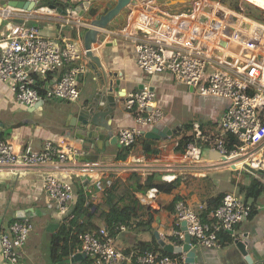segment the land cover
<instances>
[{"label":"built area","instance_id":"built-area-1","mask_svg":"<svg viewBox=\"0 0 264 264\" xmlns=\"http://www.w3.org/2000/svg\"><path fill=\"white\" fill-rule=\"evenodd\" d=\"M168 5L169 0H151L129 7L121 32L127 37L130 33L140 35L135 41L138 68L147 75L169 72L175 82L191 88L195 95L226 100L228 106L219 123L221 134L213 137V149L226 158V164L235 165L238 161L240 165L246 163L252 169L264 170V20L217 0H190L189 11L173 12ZM42 9L54 12L47 6L38 10ZM23 12L11 5L0 8V21H6L5 31L0 30V81L7 83L15 100L26 107L51 98L76 102L79 78L89 71L84 51L70 38L59 36L58 41L43 37L38 27L27 23ZM73 12L63 14L65 23L70 22ZM59 70L61 74L54 77ZM124 105L133 110L136 126L119 129L117 141L129 148L143 127L160 123L163 112L148 86L127 93ZM195 133L197 138L202 137L199 130ZM67 135L46 141L41 152L29 144L17 150L12 142L0 137V168L24 171L37 164L83 156V149ZM223 135L234 137L231 149L227 147L228 137ZM199 152L189 142L184 156L194 159ZM82 172H89V167L85 165ZM163 180L171 182L174 176L164 175ZM107 184L99 183L97 189L103 192ZM42 189L46 206L59 214L60 223L70 227L79 242L63 264H81L82 259L87 264H183V253L141 249L125 254L111 236V232L127 230L123 222L113 221L110 226L102 223L77 232L72 224L76 217L71 183L47 174ZM158 193L157 188L151 187L144 195L152 200ZM92 200L91 197L89 201ZM255 208L241 194L226 192L212 214L213 221L207 223L199 212L180 200L175 205V224L180 226L184 221L186 230L174 231L175 241L159 236L165 243L179 245L176 240L184 241L188 233L191 247L219 248L218 233L233 231ZM32 227L24 219L13 222L8 233H0V251L6 264H17L18 253ZM76 255L83 257L74 260Z\"/></svg>","mask_w":264,"mask_h":264},{"label":"crops","instance_id":"crops-1","mask_svg":"<svg viewBox=\"0 0 264 264\" xmlns=\"http://www.w3.org/2000/svg\"><path fill=\"white\" fill-rule=\"evenodd\" d=\"M11 1L24 2L25 7H15L24 10L23 18L27 19L28 24L38 27L43 37L56 40L59 36L67 37L82 48L84 29L81 26L84 25V19L78 17L79 10H88L94 0H54L65 3L66 12L74 11L69 23H65L66 15L59 14L54 8L52 13L38 10L45 6L51 8L48 2L51 0H40L37 4L32 0H0V8ZM169 5L171 8L175 6L171 0ZM5 23L4 20L0 21L1 31H5ZM118 32V37L108 32L100 38L101 45L94 47V54L101 57L103 69L118 73L121 81L119 103L107 123L111 127L112 136L101 128L99 133L104 135L101 140L95 138L89 142L82 141L76 137L73 129L70 131L67 127L71 122L72 111L91 97L96 84V74L90 67L79 78V97L73 103L51 98L33 107H26L15 100L8 84L0 81V134L3 139L12 142L17 150L29 144L34 151L41 152L46 141L68 136V133L71 141L84 151L83 156L37 164L24 171L0 168V233H8L9 226L15 221H30L31 212L46 206L42 180L47 174H54L71 183L74 197H77L76 191L81 190L88 201L93 198L90 202L94 205L102 204V192L97 189L99 183L110 184L120 180L125 188H132L130 190H133L137 199V215L125 222L127 230L117 234L111 232L116 246L128 255L135 250L145 249L147 245L153 247L156 244L159 247L154 231L175 241L173 232L182 230L181 225L175 224V205L178 201H184L201 214L202 221L211 223L212 214L221 203L224 193L238 192L240 186H247L256 178L261 183L258 195L252 200L244 198L256 206L250 217L234 226L233 235L230 234L231 241L227 240L224 231H220L219 248L197 247L196 259L203 264H246L233 242L238 237L247 242L245 248L253 261L264 260L263 170L259 172L246 163L240 165L238 161L235 162L236 166L226 164L213 149V137L221 134L219 123L228 102L216 97L195 95L191 88L175 82L169 72L145 74L136 64L135 41L140 35L130 33L127 37L121 29ZM103 53L108 56L107 59ZM60 74L61 70L54 77ZM143 86L154 91L163 118L156 126L143 127L134 144L125 148L118 143L117 133L119 129L136 126V123L133 110L125 108L124 96ZM153 128L171 131V135L165 133L164 137L158 139L146 138L144 133ZM196 130L200 131L201 138H197ZM185 138L200 149L197 158L184 156ZM123 154H126L124 159L120 158ZM85 165L89 167L87 173L82 172ZM168 174L174 176L171 182L163 180V176ZM152 175H155L154 182L163 186L155 199L148 200L145 192L149 188H145V181ZM200 206L203 209L200 210ZM92 221L97 226L104 223L97 217H93ZM51 224L56 225L53 234L61 225L60 216L55 210L51 214ZM22 251H19V256L23 254ZM65 260L60 263H65ZM0 264H6L1 251Z\"/></svg>","mask_w":264,"mask_h":264},{"label":"water","instance_id":"water-1","mask_svg":"<svg viewBox=\"0 0 264 264\" xmlns=\"http://www.w3.org/2000/svg\"><path fill=\"white\" fill-rule=\"evenodd\" d=\"M151 0H94L93 5L88 10H79V18L84 19V25L81 27L84 29L82 34V48L87 59L88 66L91 68L94 74H96L95 86L92 90L91 97L87 98L83 103L77 105V110L72 111V118L68 128L71 131L73 129L76 137L84 141H92L97 138L101 140L104 135L100 134V129H105L109 136H112L109 120L113 115V111L119 103L120 93V79L118 73L112 71H105L103 69L101 57L94 54V47L100 46V38L107 35L108 32L111 35L118 37L119 30L125 25L127 21V14L131 5L143 4ZM190 0H171L172 4L185 3ZM49 6L54 8L59 14H66L65 3L61 1H48ZM7 4V3H4ZM11 6H24V2L11 1L8 3ZM77 12V11H76ZM108 45H105L107 47ZM103 52V50H102ZM103 56L107 59L108 56ZM142 88V87H140ZM41 104V102H39ZM38 103V104H39ZM75 119V123L73 120ZM171 135V131H159L158 128H153L144 135L146 138L164 137ZM115 139L112 141L114 142ZM111 141V142H112ZM226 160L225 157H222ZM259 172L262 170L259 169ZM76 197H74V200ZM182 230H186V223L181 222ZM56 228L55 224L48 226V230L53 232ZM229 234H233V231H229ZM154 236L157 240L159 247L165 253L169 254H184L183 264H203L196 259L197 248L191 247L190 236L188 233L184 235V243L182 245H173L171 243H165L158 234L154 231ZM236 249L242 254L246 264H264V260L253 261L246 251V241L241 238L233 239ZM82 255H76L74 260H81ZM62 264V263H59ZM205 264V263H204Z\"/></svg>","mask_w":264,"mask_h":264},{"label":"trees","instance_id":"trees-1","mask_svg":"<svg viewBox=\"0 0 264 264\" xmlns=\"http://www.w3.org/2000/svg\"><path fill=\"white\" fill-rule=\"evenodd\" d=\"M225 3L224 0H217ZM227 4V3H225ZM228 6L233 9L240 10V5L238 0L235 2H228ZM245 13V11H244ZM254 18L264 20L261 13L253 14L246 13ZM2 137V134H0ZM229 143H227V147L229 149L232 148V143L234 141V137L228 135ZM184 145L188 141V138L183 139ZM126 154L120 156V158H125ZM264 173V170H263ZM155 175L148 177L145 181V188L155 187L160 192L163 184L154 182ZM239 191L245 194V199L255 198L258 195L259 190L261 189V183L258 179L253 178L249 185L240 186ZM132 188L127 187L122 184L120 180H116L108 184L103 192H102V204L94 205L90 201L87 200L86 195L81 191L77 190L76 200L73 203L72 211L75 214V219L72 224L75 227L77 232H82L85 230L94 229L97 225L92 221L93 217H97L98 220H103V222L110 226V223L113 221L119 222H128L131 219L135 218L137 215V199L133 193ZM226 235L228 241L232 240V236L223 232ZM182 241L176 240V243L180 244ZM50 262L51 264H59L63 262L67 256L72 254L75 249L78 248L79 242L74 235L71 233V228L65 225H60L58 229L52 234L50 240ZM155 244V243H154ZM146 250L158 251L161 254H165L161 248H159L156 244L151 247L150 245L145 246ZM81 264H87L86 259H82L80 261Z\"/></svg>","mask_w":264,"mask_h":264},{"label":"rangeland","instance_id":"rangeland-1","mask_svg":"<svg viewBox=\"0 0 264 264\" xmlns=\"http://www.w3.org/2000/svg\"><path fill=\"white\" fill-rule=\"evenodd\" d=\"M224 1L225 3L228 4V2H235L236 0H224ZM238 3L240 5V8H242L243 11H245V13L250 12L256 15L261 13L262 17L264 18V5L259 4L253 0H238ZM189 6H190V1H187L179 6L175 5L174 7H172L173 9L172 11L173 12L178 10L189 11L190 10ZM237 193L241 194L243 198H245L244 193L240 192L239 190ZM248 200H252V198H249ZM53 212H54L53 208L44 206L41 207L40 210L33 211L29 214V219L33 227L30 233L28 234L24 246L22 247L23 254L19 256L18 264H51L49 253H50V246H51L50 240H51L52 232H50L47 228L49 226V221L51 220V214ZM65 263H67V260H65Z\"/></svg>","mask_w":264,"mask_h":264},{"label":"bare ground","instance_id":"bare-ground-1","mask_svg":"<svg viewBox=\"0 0 264 264\" xmlns=\"http://www.w3.org/2000/svg\"><path fill=\"white\" fill-rule=\"evenodd\" d=\"M253 1H255V2L259 3V4L264 5V0H253Z\"/></svg>","mask_w":264,"mask_h":264},{"label":"flooded vegetation","instance_id":"flooded-vegetation-1","mask_svg":"<svg viewBox=\"0 0 264 264\" xmlns=\"http://www.w3.org/2000/svg\"><path fill=\"white\" fill-rule=\"evenodd\" d=\"M171 10H173V9L171 8Z\"/></svg>","mask_w":264,"mask_h":264}]
</instances>
